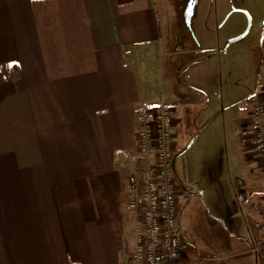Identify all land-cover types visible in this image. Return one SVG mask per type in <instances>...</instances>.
<instances>
[{
    "label": "crops",
    "instance_id": "obj_1",
    "mask_svg": "<svg viewBox=\"0 0 264 264\" xmlns=\"http://www.w3.org/2000/svg\"><path fill=\"white\" fill-rule=\"evenodd\" d=\"M227 3L250 12L262 37L250 47L256 60L248 91L224 102L233 61L241 68L247 61L235 44L250 33L240 17L222 29L232 16ZM253 90L264 100V0H0V264H126L138 105H172L177 152L200 141L207 153L201 136L236 122L248 164L259 159L249 135ZM244 99L252 107L243 116L237 103ZM196 161L199 174L176 176L182 207L214 173L215 238L222 248L248 251L263 238L264 214L249 206L240 172H225L221 154L216 171Z\"/></svg>",
    "mask_w": 264,
    "mask_h": 264
},
{
    "label": "built area",
    "instance_id": "obj_2",
    "mask_svg": "<svg viewBox=\"0 0 264 264\" xmlns=\"http://www.w3.org/2000/svg\"><path fill=\"white\" fill-rule=\"evenodd\" d=\"M252 102L250 144L264 172V101ZM135 122L139 163L127 178L125 198L135 222L134 244L126 264H201L204 257L188 252L180 235L184 189L172 165L178 147L173 107L164 99L143 102ZM254 250H264V234Z\"/></svg>",
    "mask_w": 264,
    "mask_h": 264
},
{
    "label": "rangeland",
    "instance_id": "obj_3",
    "mask_svg": "<svg viewBox=\"0 0 264 264\" xmlns=\"http://www.w3.org/2000/svg\"><path fill=\"white\" fill-rule=\"evenodd\" d=\"M227 7L230 8L229 14L232 12V14H230L232 16L229 17L224 23L222 29H229L232 24L238 25L239 20H237V18L240 17L243 20L242 24L245 26L244 30L250 31V33L235 44L236 46H243V57L247 61L246 66L243 68H241L239 64L235 65V60L233 61L228 79L225 81L224 87L221 89V96L222 93H224L223 96L225 97L224 102H229L231 100L230 98L239 96H241L242 99L244 94H246L248 91L249 85L252 82V68L250 64L256 60V56L255 54H252L250 47L252 44L257 46L259 44L258 40L262 37V31L257 37H255L257 22L254 23L252 14L250 12L245 9H239L235 3H227ZM253 25L255 27H253ZM247 95H255V97H259L263 95V93L260 91L254 92L253 90L248 92ZM214 98V102L218 104L217 108L222 109L220 94L214 96ZM251 107L252 104H250L248 99H244V101H238L237 103V108H240V112H242L243 116L244 114L248 115L249 109ZM227 109H229V107ZM227 113L230 117V114L235 113V111L231 110ZM249 114L251 115V111ZM241 123L242 118H239L238 125H241ZM234 129H237L235 133ZM215 135L217 136L216 141ZM187 137L188 135L186 133L181 134L182 143H187ZM201 138L205 145L207 143L211 145L207 153H205V151H201L200 146L202 142H196L189 150L179 157L178 161L176 162L175 169L173 170L174 174L177 177H187V173L192 174V172L195 170L199 174L200 167L197 165L196 159L200 161L208 160V167L216 171L215 156L217 154H221L223 157V163H225V172H228V174L240 172L237 177L240 182L239 186L241 187L242 192L247 196L246 200L249 203V206H253L255 209L257 208L264 214V172L260 168V161L258 158L254 159L255 163L248 162V164H246V160L242 153L243 149L241 147L245 142V136L240 133L239 126L236 125V122L235 124L230 123L227 128V132H224V130H210L209 134L205 133L201 136ZM225 145L228 147V149H226ZM182 150H179L178 152ZM187 160L191 162V165L189 162L186 163ZM184 164H186L185 168ZM252 171H254L253 174ZM195 177L199 178L200 175ZM219 183L220 179L218 180L214 173L205 175L203 181L199 180L197 182V186L195 187L196 192L191 195V200L181 208V229L182 233L185 234V242L187 243L188 247H190V250L194 255L204 257L205 262L201 264H239L236 263V260L240 258H249L250 260L254 261L253 264H260L262 254L264 256V250L255 251L254 248L257 245L248 247V251L243 253L239 252L242 249L236 246L232 249L226 247L222 248L219 246L220 242L215 238V227L214 225L212 226L210 222L213 219V213L210 211V209L215 210V205L219 202ZM204 184L206 185L203 187L205 192L200 193L199 189L204 186ZM262 222L260 226L263 228L264 221ZM223 230H225V227Z\"/></svg>",
    "mask_w": 264,
    "mask_h": 264
},
{
    "label": "water",
    "instance_id": "obj_4",
    "mask_svg": "<svg viewBox=\"0 0 264 264\" xmlns=\"http://www.w3.org/2000/svg\"><path fill=\"white\" fill-rule=\"evenodd\" d=\"M249 29H250V26H249ZM246 34V33H245ZM244 34V35H245ZM243 35V36H244ZM190 146H191V144H189V145H187V147H185L182 151H180L177 155H175V157L173 158V161H172V165H173V167H175V164H176V162H177V160H178V158L181 156V155H183L189 148H190Z\"/></svg>",
    "mask_w": 264,
    "mask_h": 264
},
{
    "label": "flooded vegetation",
    "instance_id": "obj_5",
    "mask_svg": "<svg viewBox=\"0 0 264 264\" xmlns=\"http://www.w3.org/2000/svg\"><path fill=\"white\" fill-rule=\"evenodd\" d=\"M174 169H175V167H174ZM180 235H181L182 240H184V236H185V234L182 233V229H180Z\"/></svg>",
    "mask_w": 264,
    "mask_h": 264
},
{
    "label": "trees",
    "instance_id": "obj_6",
    "mask_svg": "<svg viewBox=\"0 0 264 264\" xmlns=\"http://www.w3.org/2000/svg\"><path fill=\"white\" fill-rule=\"evenodd\" d=\"M178 153L176 152V154L175 155H177Z\"/></svg>",
    "mask_w": 264,
    "mask_h": 264
}]
</instances>
